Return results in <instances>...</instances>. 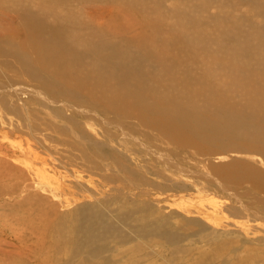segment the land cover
<instances>
[{
	"label": "rangeland",
	"instance_id": "1",
	"mask_svg": "<svg viewBox=\"0 0 264 264\" xmlns=\"http://www.w3.org/2000/svg\"><path fill=\"white\" fill-rule=\"evenodd\" d=\"M260 23L264 0H0V85L13 101L0 97V113L20 122L0 125V153L17 156L22 146L23 161L33 159L28 148L42 160L36 179L24 171L9 181L0 166V241L27 264H264ZM92 69L107 71V85L82 80ZM62 72L93 101L100 89L118 91L113 98L123 106L151 97L145 114L116 113L168 138L162 148L179 171L167 154L149 159L120 130L104 136L90 117L64 106ZM126 79L136 86L123 87ZM176 115L185 120L179 129L167 122ZM197 126L210 142L182 141L180 132ZM29 129L47 139L52 156L36 148ZM233 161L237 171L225 169ZM212 164L222 167L214 172ZM245 167L261 178L238 177ZM37 178L52 195L42 194ZM17 181L27 189L7 193ZM149 190L151 199H141ZM8 253L0 257L13 259Z\"/></svg>",
	"mask_w": 264,
	"mask_h": 264
},
{
	"label": "bare ground",
	"instance_id": "2",
	"mask_svg": "<svg viewBox=\"0 0 264 264\" xmlns=\"http://www.w3.org/2000/svg\"><path fill=\"white\" fill-rule=\"evenodd\" d=\"M263 27H264V23H260V26H259V28L258 29H260V30H263ZM257 29V30H258ZM223 30H225V29H223ZM219 31H220V29H219ZM227 31V30H226ZM221 32H223V31H220V33ZM258 32H260V31H258ZM257 33V32H256ZM218 34H219V32H218ZM224 34V33H223ZM219 35H221L222 37H223V35L222 34H219ZM220 39V38H219ZM201 41V42H200ZM199 42H198V40H194L193 41V43L195 44V45H198V44H201L202 43V40H200ZM221 42H223V41H221ZM81 47V46H80ZM113 48H115L114 46H112ZM83 48V47H82ZM100 48V47H99ZM104 48V49H103ZM102 48V51H104L105 49L106 50H108L107 49V47H103ZM109 48V47H108ZM71 50H76L75 48H72ZM84 50V49H83ZM105 50V51H106ZM110 52H112V53H114L113 51H111V50H109ZM107 53H109V52H107ZM115 54V53H114ZM112 54L113 55V57H115V55L117 54ZM107 56H109L108 54H107ZM118 55H116V57H117ZM112 57V56H111ZM112 57V58H113ZM80 58H82V57H80ZM118 58H119V56H118ZM93 59H95L94 57H93ZM109 59H111V58H109ZM117 59V58H116ZM178 59H179V61L181 62L183 59H181V58H177V60L175 59V58H173V61H176V62H172V63H174V64H178V63H180L179 61H178ZM113 60H115V59H113ZM117 61V60H116ZM132 61V60H131ZM130 61V63H132ZM103 62V61H102ZM104 62H106V60L104 61ZM103 62V63H104ZM108 62V61H107ZM114 62V61H113ZM127 62H128V60H127ZM127 62H126V65H128L127 64ZM76 64H78V65H80L81 66V64L80 63H77V62H75ZM109 63H111V62H109ZM108 63V64H109ZM115 63V62H114ZM116 63H120V62H116ZM116 63H115V67L117 66L116 65ZM97 64H99L100 65V63H97ZM173 64V65H174ZM103 65V64H102ZM111 65V64H110ZM133 65V64H132ZM104 66H106V65H104ZM91 67V66H90ZM101 67H103V66H101ZM101 67H100V69H101ZM107 68H109L108 66H106ZM105 67V68H106ZM126 68L125 69H127V67H129V66H125ZM132 67V66H131ZM104 68V67H103ZM94 69H96V68H94ZM118 69V68H117ZM116 69V70H117ZM108 70V69H107ZM129 70H130V68H129ZM128 70V71H129ZM99 72V71H98ZM107 72V71H106ZM106 72H103L102 73V75L101 74H98V73H96V71H93V69L91 70V71H87V75H88V79L89 80H85V79H82L83 81H85V82H91V84H93L94 86L96 85V83H101V84H103V85H107V79L109 80V78H110V76L109 77H104L105 75L104 74H106ZM109 72V71H108ZM116 72H118V71H116ZM120 73V72H119ZM62 74H64V75H61L62 76V81H63V84H64V86L67 88V90H68V92H67V94H66V97H65V103H64V106H67V107H70L71 109H73V110H75L76 112H78V113H81V114H83V115H85V116H88V117H90V119L93 121V122H95L96 124H98L99 126H100V131H101V133L104 135V136H110V135H112L114 132H113V129H117V130H120V132H121V135H123L125 138H131V140H132V142L135 144V145H137L138 147L140 146L143 150H144V152H147L148 153V156H149V159H154V158H158V157H164L165 156V154H167V161L169 162V163H171L172 164V166L174 167V169H175V172H177V169H178V171H179V166L177 165V163H176V161H175V159L174 158H172V157H170V156H168V153H169V151H167V149L165 148H162V147H164V145H166V144H168L169 142L167 141L168 140V138H164L161 134L159 135L158 133H156V134H153V133H149V131H151V130H149V131H146V130H148V129H146L145 131H143V130H141V125L139 124V126H135L134 124H133V122H128V121H126V120H124V119H122L120 116H118V110L122 107H124L125 108V114H127V115H138V114H145L146 112H147V110H148V108H152V104H151V102H150V100H151V97H147V101H148V103H142L141 101L143 100V101H146V100H144L143 98L141 99V94H139V100H138V103H135V104H129V105H125V106H123L122 105V103H119L116 99H114L116 96H115V94L118 92V91H116V92H113V93H109L108 91H104L103 89H102V92H101V89H100V91H99V94H100V98H97L96 99V101H93L92 100V97L93 96H91V94L92 93H90L89 92V94L88 95H85L84 93H83V88L85 87V86H83V85H80V82L78 81V79H77V77H74L73 75H71V74H67V73H65V72H62ZM111 74H112V72H111ZM114 74V73H113ZM112 74V75H113ZM128 74H130V73H128ZM117 75V74H116ZM115 75V76H116ZM118 75H120V74H118ZM161 75V74H160ZM166 75V74H165ZM122 76V75H121ZM163 76V75H162ZM95 77H99V80L98 79H96ZM114 77V76H113ZM120 76H118V78H119ZM123 77V76H122ZM122 77H121V79H122ZM96 79V80H95ZM165 79H167V78H165ZM118 80V79H117ZM120 80V79H119ZM170 80V79H169ZM72 81H74V82H72ZM96 83H95V82ZM121 81V80H120ZM92 82H94V83H92ZM122 86L123 87H125V88H128V89H133L135 86H136V83H134V82H132V83H129L128 82V79H126V80H123L122 81ZM117 85V84H116ZM73 89V92H71V90ZM117 89V88H116ZM115 89V90H116ZM114 90V91H115ZM150 92L152 93V94H154L155 92H154V90L153 89H151L150 90ZM115 96V97H114ZM0 97H2V98H5V99H9L11 102H13L12 101V98H11V91L9 90V89H7L5 86H1L0 85ZM114 97V98H113ZM70 98V99H69ZM73 99V100H72ZM118 99V98H117ZM141 99V100H140ZM125 102V101H124ZM136 102V101H135ZM70 104H71V106H70ZM94 104V105H93ZM100 109L101 111H103L104 113H105V116H101L100 114H98L96 111H94V110H96V109ZM141 110L140 111V113H137V110ZM117 112V113H116ZM114 113V115H116V116H113L112 114ZM169 117H167V119H168ZM170 119V118H169ZM157 122H164L165 120H163L162 118H160V117H157ZM173 122H169V121H167L168 123H170V124H174V128L175 129H179L184 123H185V120L181 117V116H179V115H176V116H174L172 119H171ZM29 122V119L28 120H26V123H28ZM7 124H9L12 128H14V129H16V126L17 125H19L20 124V122L19 121H17V120H13L12 118H9V116L7 117V114H4V113H0V125L1 126H5V125H7ZM205 123L203 122V125H204ZM16 125V126H15ZM108 125H111L112 127H108ZM143 129H145V128H143ZM180 132V131H179ZM180 134H182L181 136V139H182V141H185V140H187V139H189L188 141H190V144L191 143H193V144H197V141L199 140L200 141V139H202V140H204V142L205 143H208V142H210V139L208 140L207 139V137H206V135L201 131V129H200V127H195V130H193L192 132H190V133H187V134H185V133H182V132H180ZM28 135L34 140V142H35V145H36V148L37 149H39V150H41L42 152H46L47 154H49L50 156H52V153H54L55 151L53 150V149H50V148H48V147H45L43 144H45L46 145V142H47V139L46 138H42V136L39 134V133H37L36 131H34V130H32V129H29L28 130ZM92 137V136H91ZM178 140H180L179 139V137H177V136H175ZM93 138V137H92ZM94 139V138H93ZM43 143V144H42ZM193 146H195V145H193ZM157 148V149H159L160 151L161 150H163L162 151V153L163 154H156V153H154L153 151H152V149H154V148ZM206 148V147H205ZM169 150H170V148H169ZM41 151H39V152H41ZM178 151V150H177ZM176 151V152H177ZM17 152H18V154L19 155H17L20 159H22L23 157H26V150H25V148L24 147H22V146H17ZM179 152V151H178ZM27 153L29 154V156L31 157V158H33V159H31V161H28V162H25V160L23 161V159H22V161H20V159L17 157V156H15V155H11L10 153H0V166L2 165V164H4V171H3V173L6 175V177L7 178H9L8 180L9 181H13V180H16L17 178H18V176H20V174L21 173H23L24 171H28L29 172V174H32V175H34L35 176V179H36V177H41V174H39L41 171V169H39L36 165L37 164H42V160H41V158L39 159V154H37V152H35L34 151V149H27ZM158 156V157H157ZM251 158V157H250ZM28 159H30V158H28ZM225 159V157L222 155L221 156V158H217V161H223ZM256 160L255 159V156L254 157H252V160ZM253 160V161H254ZM235 162L236 161H233V162H231L230 164H227L226 166H224L225 167V169H227V170H236L237 171V168H236V166L237 165H235ZM21 164H23V166H25V168L21 165ZM219 167H222L221 165H211V169H212V171H216L217 170V168H219ZM8 168H12V170H13V172H11V170L10 169H8ZM181 170V169H180ZM231 170V171H232ZM181 173H183L182 172V170L180 171ZM219 172V171H218ZM245 172H246V174L247 175H249V176H256V177H259V179L261 178V176H260V174H259V172L257 171V170H255V169H248V168H246L245 167V171H243V172H240V174H239V176L238 177H244L245 176ZM187 173H189L190 174V172L188 171ZM242 173V174H241ZM183 174H186V173H183ZM33 176V177H34ZM42 178V177H41ZM37 179H39V178H37ZM245 179H246V181H249V179H248V177L247 176H245ZM18 182L19 181H17L16 183H15V185L11 188V190L9 191V192H7V193H9V194H15V193H17L20 189H23L24 188V183H23V185H20V184H18ZM27 184V183H26ZM23 186V187H22ZM26 186V185H25ZM36 186L38 187V189H40V190H42V194H46V193H48L47 195H52L53 194V191L48 187V185H47V183H45V182H41V179H39L38 180V183H36ZM24 189H27V187H25ZM264 190V189H263ZM262 191V190H261ZM264 191H262V193H263ZM47 195H46V200L48 199L47 198ZM141 199H144V200H149V199H151V197H152V193H151V191L149 190L148 192L147 191H142L141 192ZM259 198L260 197H258L256 200H258L259 201ZM42 200V202H45L46 200ZM36 201L37 200H34V202H32V203H34V205H35V203H36ZM54 201V200H53ZM158 205H157V207H158V210L159 211H162V210H164V207H165V204L162 202V201H160V200H156L155 201ZM47 204V203H46ZM33 205V206H34ZM36 207H37V205H35ZM40 209H39V208ZM38 210H36V211H40L41 210V206L38 204ZM32 208H34V207H32ZM39 213H41V212H39ZM48 214H49V212H48ZM35 215V214H34ZM33 215V216H34ZM22 216V215H21ZM30 216V215H29ZM45 216V215H44ZM48 216H50V215H48ZM42 217V216H41ZM32 218V217H31ZM33 218H35V217H33ZM32 218V219H33ZM44 218V217H43ZM26 219V218H25ZM31 220V219H30ZM44 220V219H43ZM15 221H17V220H15ZM23 223L24 222H19V221H17L16 222V225H23ZM31 223V222H30ZM29 223V224H30ZM27 224V223H26ZM28 224V225H29ZM36 224V222H33V220H32V225L34 226ZM45 224V223H44ZM70 224V223H69ZM32 226V227H33ZM67 226V225H66ZM12 227V226H11ZM10 227V228H11ZM69 227V226H68ZM38 228V227H37ZM12 229V228H11ZM27 229V228H26ZM31 229H33V228H31ZM59 229V228H58ZM28 230V229H27ZM36 230V229H35ZM57 230V229H56ZM4 231H5V229L4 230H0V234L1 233H4ZM28 232H29V230H28ZM33 232V231H32ZM31 232V233H32ZM37 232V231H36ZM41 234V233H40ZM28 235V234H27ZM31 235V234H30ZM41 235H43V234H41ZM3 236V235H2ZM33 237H34V235H33ZM20 238V237H19ZM18 238V239H19ZM21 239V238H20ZM5 240H7V239H5ZM8 243V242H7ZM19 247V246H18ZM17 247V248H18ZM11 248V247H10ZM9 247H8V245H4V240H1L0 241V256H2V255H4V256H6V253H8L7 255H13L14 256V258L13 259H9L8 257H3V258H1L0 257V264H27L28 262L26 261V259L25 258H23L22 257V253H14V252H12V251H9L8 249H10ZM22 251V250H21ZM42 264H50L49 263V261L48 260H44L43 261V263Z\"/></svg>",
	"mask_w": 264,
	"mask_h": 264
}]
</instances>
